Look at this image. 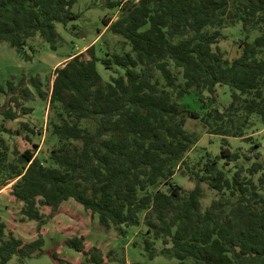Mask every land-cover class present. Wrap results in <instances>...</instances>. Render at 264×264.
<instances>
[{
  "label": "trees",
  "instance_id": "1",
  "mask_svg": "<svg viewBox=\"0 0 264 264\" xmlns=\"http://www.w3.org/2000/svg\"><path fill=\"white\" fill-rule=\"evenodd\" d=\"M73 0H0V41L22 53L38 34L56 48L55 24L77 18ZM116 19H103L106 30L129 45L98 57L95 43L54 69L49 94L32 76L26 82L0 85L5 119H16L19 100L36 92L48 95L46 130L54 139L45 164L32 149L13 150L0 136V171L11 198L19 202V220L35 221L38 237L24 242L0 220V264L12 257L23 262L44 253L42 226L73 199L111 226L146 225L144 250L189 264H264V152L255 142L245 154L226 140L219 153L204 150L192 165L186 155L195 144L185 128L198 119L208 132L242 137L253 117L264 124V0H106ZM239 20L243 29L258 30L244 40L240 54L228 59L218 47L220 28ZM116 73L103 81L96 62ZM230 87V101L202 114L182 107L179 99L206 91L216 99L218 86ZM205 103V100H201ZM205 106V105H203ZM203 106L201 108H203ZM29 108L23 107L22 114ZM37 145L34 144V147ZM185 167L190 189L173 180ZM203 184L215 192L202 206ZM121 229V228H120ZM86 235L56 242L50 251L55 264H112L99 249L88 247ZM62 246L83 261L59 256ZM107 258V259H106ZM125 264V263H122Z\"/></svg>",
  "mask_w": 264,
  "mask_h": 264
},
{
  "label": "rangeland",
  "instance_id": "2",
  "mask_svg": "<svg viewBox=\"0 0 264 264\" xmlns=\"http://www.w3.org/2000/svg\"><path fill=\"white\" fill-rule=\"evenodd\" d=\"M117 1V0H114ZM106 0H73L71 10L77 14V18L70 21L66 26L56 23L55 27L59 34L56 48H51L38 34L28 40V45L22 53H18L9 46L7 42L0 41V85L5 86L7 80L14 83L24 78L27 82L30 77L36 76L42 82V89L49 94L54 69L62 66L71 55L82 52L83 58H89L85 49L95 43V50L98 57H102L105 51L121 52L128 50L129 45L122 41L120 35L111 33L104 28L103 19L111 17L116 19L120 12L116 8H109L105 4ZM221 36L217 45L224 52L225 57L233 59L237 57L242 49L244 40H251L258 30H245L241 22L235 20L232 23L223 25L220 28ZM70 56V57H69ZM96 67L103 81H110L116 73L105 69L100 60L96 62ZM230 87L222 85L217 87L216 99L211 100L206 91L201 94H191L179 99V104L192 111H199L201 114L210 106L222 108L230 101ZM3 93L0 92V111L4 107ZM205 100L203 103L201 100ZM16 105V112L20 116L16 119H5L0 114V136L7 144L8 151L4 163L14 162L15 155L12 153L23 152L25 149H32L34 155L47 164L48 153L54 143V139L49 137L46 130L48 118V95L39 97L36 92L31 99L19 100ZM205 105V106H203ZM203 106V108H201ZM23 107L29 108L27 114H22ZM185 128L194 133L195 144L186 155L188 164H194L203 154L204 150L211 154L219 153L220 144L226 140L231 150L239 149L245 154L249 152V147L255 142H260L261 150L264 152V124L253 117L252 121L245 126L242 137L219 136L208 132L202 122L198 119L187 118ZM34 144L37 146L34 147ZM6 170L0 171V220L11 226L14 236L24 242H30L38 237L35 221L19 220V202L14 201L9 192V186L15 179H10L6 184L2 181L7 177ZM190 175L185 167L176 171L173 180L185 189L193 187L194 182L190 180ZM202 206H207L211 199L215 197V192L208 189L205 184ZM121 228V229H120ZM120 228L111 226L103 228L97 217H89V213L73 199L64 201L57 215L48 219L42 226V234L45 237L43 246L44 253L39 257H33L23 262H19L16 257H12L7 264H55L50 256L52 248L56 247V242L65 243L66 239L86 235L85 241L88 247L99 249L103 256L108 253V260L112 264H181L174 257L161 254L162 244L160 241L154 243L155 256L148 257L144 250V239L151 240L150 235H146V225H122ZM59 256L67 261L79 260L82 257L76 254L73 249L62 246ZM107 259V258H106ZM183 264H189L186 261Z\"/></svg>",
  "mask_w": 264,
  "mask_h": 264
},
{
  "label": "crops",
  "instance_id": "3",
  "mask_svg": "<svg viewBox=\"0 0 264 264\" xmlns=\"http://www.w3.org/2000/svg\"><path fill=\"white\" fill-rule=\"evenodd\" d=\"M104 28H106V27H104Z\"/></svg>",
  "mask_w": 264,
  "mask_h": 264
}]
</instances>
